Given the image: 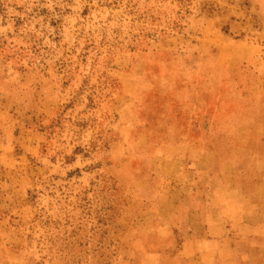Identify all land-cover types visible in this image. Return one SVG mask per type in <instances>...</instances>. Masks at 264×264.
<instances>
[{"label": "rangeland", "instance_id": "obj_1", "mask_svg": "<svg viewBox=\"0 0 264 264\" xmlns=\"http://www.w3.org/2000/svg\"><path fill=\"white\" fill-rule=\"evenodd\" d=\"M252 128L264 0H0V264H185L172 146Z\"/></svg>", "mask_w": 264, "mask_h": 264}, {"label": "crops", "instance_id": "obj_2", "mask_svg": "<svg viewBox=\"0 0 264 264\" xmlns=\"http://www.w3.org/2000/svg\"><path fill=\"white\" fill-rule=\"evenodd\" d=\"M258 129L219 146L232 149L235 156L228 161L209 164L205 145L182 141L172 146L176 184L169 190L168 214L174 220L168 227L185 230L175 262L264 264V163L258 156L261 146L245 137Z\"/></svg>", "mask_w": 264, "mask_h": 264}]
</instances>
